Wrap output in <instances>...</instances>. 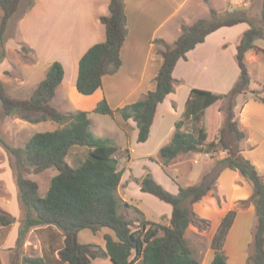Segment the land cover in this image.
Returning a JSON list of instances; mask_svg holds the SVG:
<instances>
[{
    "label": "trees",
    "instance_id": "trees-1",
    "mask_svg": "<svg viewBox=\"0 0 264 264\" xmlns=\"http://www.w3.org/2000/svg\"><path fill=\"white\" fill-rule=\"evenodd\" d=\"M20 2L21 0H0L3 11L0 41H3L9 21L18 10ZM210 15L211 18L200 17L191 24L183 22L181 34L173 43H167L163 39L153 41L159 46L157 53L163 57L155 77V89L142 99L117 110L109 105L106 98L92 111L59 110L53 104V99L64 79L65 68L57 60L51 63L45 77L27 98L11 96L0 78V101L5 115L31 123L51 120L59 124L54 130L35 132L20 146L2 141L13 157L11 166L24 210L16 247L23 245L30 229L47 225L56 227L64 237L59 259L65 264H92V259L100 256H109L114 264H201L186 236L193 222L194 212L184 203L202 200L214 188L216 178L205 174L199 183L187 187L180 185L179 192L173 193L148 171L143 178L137 179L141 190L169 203L172 215L169 223L141 219L140 226L133 229L134 222L121 213L123 203L117 195L122 179V170L119 169L116 156L118 147L110 138L95 135L91 128L90 113L111 116L118 113L125 120L133 118L139 128L138 141L145 142L149 138L158 105L175 88L177 80L173 71L178 60L186 58L190 50L220 27L247 22L250 27L244 31L237 44L236 59L240 68L238 80L227 93L192 90L193 94L204 98L199 132L183 130V120L178 121L171 141L160 149L159 157L166 167L180 154L204 147V152L212 154L217 167L235 170L251 182L253 191L248 201L255 206L256 220L247 264H264V179L256 165L242 154L240 142L245 139L246 132L240 128L234 111L236 98L246 94L251 84L246 55L252 50H262L255 41L264 38V0L261 22L250 19L245 11L224 16L210 7ZM100 20L106 28L105 39L93 44L79 61L76 87L85 95L99 89L103 76L115 73L122 65L121 49L128 34L125 0H110L109 14L101 16ZM3 57L4 54L0 61ZM251 93L255 100L264 103L263 94L256 90H251ZM224 99H228L225 122L217 136L208 141L209 108ZM74 146L90 148L78 167L72 166L67 160ZM221 150L226 151V154L219 156ZM48 168H56L58 172L51 178L46 192L41 194L40 183L30 175ZM236 215V210H230L220 221L211 242L215 253L211 264H227L224 244ZM14 220L8 212L0 213V225L9 226ZM103 227L111 228L116 235H105L106 250L99 245L79 241L78 234L81 230L88 228L97 232ZM23 261L25 264L46 262L44 257L34 256H25Z\"/></svg>",
    "mask_w": 264,
    "mask_h": 264
},
{
    "label": "crops",
    "instance_id": "crops-1",
    "mask_svg": "<svg viewBox=\"0 0 264 264\" xmlns=\"http://www.w3.org/2000/svg\"><path fill=\"white\" fill-rule=\"evenodd\" d=\"M109 2L110 0H35V4L29 8V13L24 14L22 17L25 16V18L18 24L19 35H26L23 32L27 31L29 26L32 28L31 38L27 37V43L23 42L37 54L38 60H41L38 40L39 36L44 35L41 40H44L47 53L50 55L42 69L45 73L44 77L53 61H60L65 68L64 79L58 86L53 99V103L59 110L92 111L103 98H106L109 105L117 110L142 99L149 91L155 89V77L163 62V57L156 51L159 46L153 41L163 39L167 43H173L181 34V24L183 22L190 24L195 21L197 13L194 11H198L199 7L205 10L204 5H208L205 0H125L128 34L121 49L122 65L115 73L103 76V83L99 89L85 95L76 87L79 61L93 44L105 39L106 28L100 17L109 14ZM208 2L210 5L217 6L212 0ZM247 2L248 0H223L219 6L234 3L243 7ZM237 26L242 27L234 33V28ZM229 27L231 26H222L210 33L205 41L187 53L186 58L178 60L173 71V76L177 80L175 88L158 105L149 138L145 142L138 141L139 128L133 118L125 120L118 113L113 116L118 122L120 137H106L118 147L116 156L119 169L122 170V179L117 195L123 203L121 213L128 219L131 220L127 212L134 207L135 211H141V215L147 220L164 222V216L167 219L164 223H169L172 206L169 204L170 207L166 209L165 206L156 205V201L152 198L157 197L143 192L137 181L148 171L159 183L162 182V185L163 183L175 184L177 191L173 193L179 192L180 185L187 187L199 183L205 175L206 165L196 166L198 153L206 158L204 148H200L199 152L182 153L166 167L161 163L159 153L160 149L171 141L178 121L183 120V130L199 132L202 125L201 111L204 107V98L199 94H193L192 90L227 93L238 80L240 68L236 59L237 44L250 25L247 22H240L233 25L230 31H225ZM230 43H233V49H228ZM253 85L262 86L257 82ZM245 96L238 98L237 106L241 107L237 117L241 129L247 133V145L254 146L253 144L257 141L254 139L252 116L257 115L264 119V103L255 100L252 93ZM211 107L217 110L219 116V122L215 128L211 126ZM210 108L208 139L212 140L223 125L224 118L216 103ZM249 132L251 135H248ZM248 151L250 150H245L244 154ZM245 156L252 159L258 167L260 166L257 160L246 154ZM225 170L235 172L230 168ZM182 179L188 183H182ZM11 183L15 186V179H12ZM154 205L159 208L157 212H153ZM3 208L13 216L21 214L23 210L21 202L19 205L17 201L15 205L12 204L11 207L5 205ZM233 227H236V222L233 223ZM40 228L50 227L37 226L32 228V231ZM52 228L61 234L56 227ZM14 229L16 228L13 227V235H16L19 230L16 232ZM106 234L116 237L111 228L103 227L97 232L88 228L83 229L79 232L78 239L81 243L96 244L106 250ZM54 241L55 239L52 238L48 243L49 249L56 248ZM63 241L62 236V245ZM62 245L56 250L58 258ZM238 246L241 250V254L238 252L239 256L235 257L238 259L230 257L227 253V264H246L247 252L244 241L241 244L239 242ZM214 254V250L210 251L201 260V264H211ZM38 257H44V254ZM45 261L47 263L48 259L45 258ZM0 262L9 264L8 259L1 252ZM92 264L114 263L109 256H100L92 259Z\"/></svg>",
    "mask_w": 264,
    "mask_h": 264
},
{
    "label": "rangeland",
    "instance_id": "rangeland-1",
    "mask_svg": "<svg viewBox=\"0 0 264 264\" xmlns=\"http://www.w3.org/2000/svg\"><path fill=\"white\" fill-rule=\"evenodd\" d=\"M205 2L208 4L204 5L205 10H202V8L199 7L197 9L198 11H194V13H197L195 15L197 19L200 17L211 18L210 7H213L220 15L224 16H227L228 13L232 15L240 14V12L245 11L250 19L255 22H261L263 0H248L247 4L243 7L234 3L219 6L223 0H212L217 6L210 5L208 0H205ZM34 4L35 0H21L18 10L9 21L3 41H0V57L4 54V57L0 61V78L5 83L8 93L13 97H15L14 95L19 96L17 98L21 99L27 98V96L29 97L37 83L44 77L45 73H43L42 69L47 62L48 56H50L47 53L44 40H41V37H44V35H41V37L39 36L38 40L40 44L39 50L41 60H38L37 54L24 43L28 40L27 37L29 39L31 38L33 33L31 30L32 28L29 26L27 31L23 32L27 36H23L22 34L19 35L18 24L22 22L23 18H25V16H22L29 13V8ZM2 15L3 11L0 8V20ZM22 26L24 27V25ZM241 27L242 26H237L234 28V33H236ZM231 29H233V26L225 31H230ZM255 44L262 50H252L246 55V62L251 76L249 91L246 94H243L246 96L251 95V90H256L264 95V38H258L255 41ZM229 46L228 49L234 48L233 43H230ZM255 82L262 84V86L253 85ZM239 96L236 98V106L234 107V111L236 112L235 118L238 121L239 119L237 116L239 108L241 107L240 105L237 106ZM215 103L219 108L221 116L224 118V124L226 119L225 108L228 105V99L219 100ZM210 116L212 122L211 126L215 128L219 122V116L214 107L210 108ZM90 119L92 120V130L97 137H120L121 132L119 130L118 122L110 114L91 112ZM252 122L255 132L254 139L257 142L253 144L254 146L247 145L246 133L245 139L240 142V147L242 148V154L244 156L246 154L259 162L260 166L258 167L257 164L250 159L256 165L264 179V119L257 115H253ZM58 126V123L51 120L31 123L15 116L5 115L0 101V213L3 211L7 212L3 208L5 205L11 207L12 204L15 205L16 201L17 203L19 202L20 205L16 183L15 186L11 183V180L15 179L14 170L11 166L13 157L4 147L2 141L12 146H20L23 145L35 132L54 130ZM248 135H251V133L249 132ZM208 140L211 141V139ZM89 149L88 146H74L72 148V153L67 158L69 164L74 167L80 166L85 156H87ZM245 150L250 151L245 152L244 154ZM195 152H199V150ZM205 153L207 154L206 158L198 153L196 156L198 158L196 166L204 167L206 165L207 171L205 174H211L216 178V181L214 188L202 200L194 203L188 201L184 203L191 207L194 212L193 222L190 225L186 236L194 249L195 255L201 262V260L213 250L211 247L212 238L222 218L228 211L236 210L237 215L233 222L234 224L236 222V227H233L232 225L225 240L224 249L226 247V254L228 253L230 257L232 256L234 259H238L235 258L236 256H239L238 252L241 254L238 243L240 242L241 244L244 241L248 257L251 250L252 230L256 220L255 206L253 202L248 201V198L253 191L252 184L237 171L232 172L230 170H225L227 168L217 167L214 158H212V154ZM225 154L226 151L221 150L218 155L222 156ZM57 172L56 168H48L41 173L31 174L30 176L40 183V193L44 194L51 178ZM168 174L171 175L170 173ZM181 182L184 184L188 183L184 181V179H182ZM163 185L171 192L177 191L175 184L168 183V185H165L163 183ZM152 199L156 201V205L165 206L166 209H168L167 207H170L169 203H166L159 198L153 197ZM152 208L155 209L153 212L159 210L155 205L152 206ZM127 213L133 222L137 221L134 222L133 229L140 226L141 219H145L141 215V212L135 211L134 207L129 209ZM9 214L13 216V214ZM13 217L15 220L11 225H0V246L2 245L0 247V252L8 259L9 264H25L23 261L25 256L38 257V255L41 254H44V257L48 259V262H45V264H65L56 256V250L62 245V236L55 228H40L36 229L34 232L30 229L23 245L16 247V238H18L17 231L19 230L18 228L24 217V211L21 210V214H17V216ZM166 220L167 219L163 216V221L165 222ZM13 227L16 228L14 229L17 232L16 235H13ZM52 238L55 239L54 245L56 248L49 249L48 243Z\"/></svg>",
    "mask_w": 264,
    "mask_h": 264
}]
</instances>
